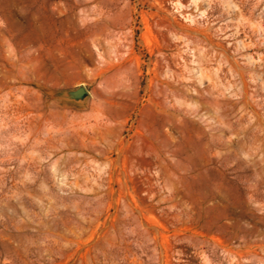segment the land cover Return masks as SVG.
<instances>
[{
    "label": "rangeland",
    "instance_id": "374dc122",
    "mask_svg": "<svg viewBox=\"0 0 264 264\" xmlns=\"http://www.w3.org/2000/svg\"><path fill=\"white\" fill-rule=\"evenodd\" d=\"M0 264H264V0H0Z\"/></svg>",
    "mask_w": 264,
    "mask_h": 264
},
{
    "label": "water",
    "instance_id": "95a60500",
    "mask_svg": "<svg viewBox=\"0 0 264 264\" xmlns=\"http://www.w3.org/2000/svg\"><path fill=\"white\" fill-rule=\"evenodd\" d=\"M89 95V90L84 86H80L75 90L65 91L61 96L68 101L80 103L84 102Z\"/></svg>",
    "mask_w": 264,
    "mask_h": 264
}]
</instances>
